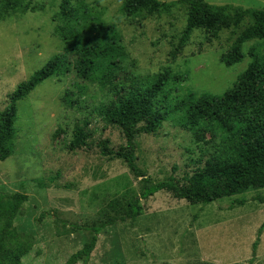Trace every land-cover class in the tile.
I'll use <instances>...</instances> for the list:
<instances>
[{
	"label": "rangeland",
	"instance_id": "374dc122",
	"mask_svg": "<svg viewBox=\"0 0 264 264\" xmlns=\"http://www.w3.org/2000/svg\"><path fill=\"white\" fill-rule=\"evenodd\" d=\"M6 1L0 0V7ZM63 1L24 0L25 13L10 11L0 17V115L20 84L65 53L56 33L59 26L67 29L61 17ZM70 1L76 9L87 10L84 27L105 23L120 34L130 61L114 85L124 88L114 96L109 87L83 81L72 70L43 82L17 104L13 153L0 161V194L26 200L0 202V213L17 211L12 238H6L7 250L23 248L22 264H66L91 239L90 233L72 232L67 225L110 222L88 264H264V232L256 254L253 251L264 224V204L257 200L264 199V189L208 206L190 205L161 192L140 201L137 221H124L129 204L140 194L141 179L124 161L101 152L106 141L114 151L126 145L120 128L108 124L100 110L126 95L134 81L167 69L181 75L183 82L168 85L159 97L170 108L189 92L223 95L248 70L253 57L264 61V40H255L243 45L241 63L229 68L222 62L251 20L221 30L216 40L194 30L178 51L188 17L182 0H158L171 6L155 15L141 12L132 18L123 12L126 0ZM205 1L244 10L264 8V0ZM69 58L75 62L73 55ZM66 93L71 94L70 104L63 101ZM185 122L183 113L170 115L156 134L137 137L138 167L154 182L173 176L185 183L207 159L225 151L221 137L208 131L189 132ZM84 125L90 138L85 147L72 150L75 130ZM236 200L246 202L239 206L233 204ZM3 225L0 221V231Z\"/></svg>",
	"mask_w": 264,
	"mask_h": 264
},
{
	"label": "trees",
	"instance_id": "16d2710c",
	"mask_svg": "<svg viewBox=\"0 0 264 264\" xmlns=\"http://www.w3.org/2000/svg\"><path fill=\"white\" fill-rule=\"evenodd\" d=\"M188 9L187 25L183 31L178 51L184 49L194 30H203L209 40L219 38L221 30L239 28L247 18L251 24L244 29L231 50L223 56L222 62L233 67L244 59L243 45L264 40V8L261 10H244L233 6H213L205 0H182ZM158 0H126L124 14L132 18L141 12L150 15L160 13L170 7ZM4 14L10 11L25 13L24 0H9L0 7ZM61 17L66 28L59 26L57 35L65 45V53L53 58L42 70L18 86L9 95V104L0 115V161L4 162L13 153L12 144L16 136L17 104L26 99L38 86L48 79L67 75L75 71L79 79L91 84L100 83L103 88H110L114 96L121 94L124 86L114 85L116 77L124 71L130 56L122 43V38L115 27L105 23L88 24L87 10L76 9L70 0H64L60 7ZM75 57V62L69 56ZM254 58L248 70L239 78L232 89L223 95L193 92L170 108H166L159 97L164 89L172 84L183 82L181 75L170 69L153 78L139 79L132 83L126 95L110 100L103 105L100 116L110 125L120 128L126 145L118 151L111 150L108 142L101 145L104 157H115L127 165L130 172L141 179V191L129 204L124 221L135 222L142 212L140 201L149 200L156 194L165 192L174 199L186 201L190 205L208 206L224 198H232L250 191L264 189V61ZM72 65V68H71ZM71 94L66 93L63 101L70 104ZM183 113L185 126L189 132L208 131L225 141V151L207 159L203 168L181 183L171 176L160 182L148 178L137 164L136 139L140 135H154L168 121L170 115ZM87 126V124H86ZM90 135L84 126H78L70 148L77 150L86 146ZM198 163V165H201ZM17 201L21 203L26 197L15 195L12 198L0 194V202ZM262 204L264 199L257 198ZM245 200H236L233 204L243 206ZM17 211L0 213L4 223L0 231V264L8 260L10 264H22L26 251L15 246L7 250V237L12 238L13 221ZM113 223L106 222L95 226L67 225L72 232H88L90 241L83 249L73 255L66 264H88L97 246L98 237ZM264 224L258 232L253 245L254 254L260 245Z\"/></svg>",
	"mask_w": 264,
	"mask_h": 264
}]
</instances>
